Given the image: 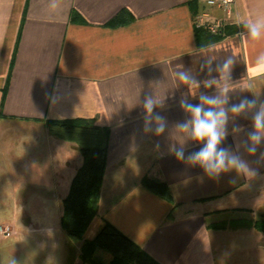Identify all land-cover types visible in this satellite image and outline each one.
Segmentation results:
<instances>
[{
	"label": "crops",
	"instance_id": "1",
	"mask_svg": "<svg viewBox=\"0 0 264 264\" xmlns=\"http://www.w3.org/2000/svg\"><path fill=\"white\" fill-rule=\"evenodd\" d=\"M235 1L240 33L230 26L209 41L193 24L204 0H59L56 9L51 0H0V142L11 137L0 143V202L9 200L4 224L13 228L0 264H88L61 216L91 136L103 147L104 172L84 238L108 224L156 264H264V231L255 226L264 220V142L255 155L242 147L255 109L229 112L222 147L249 160L256 176L212 179L173 151L202 146L177 128L188 118L180 100L220 95L204 82L221 78L225 62L229 104L264 105V39L247 38L246 26L264 17V0ZM149 95L167 121L161 135L142 131ZM76 120L90 122L76 137L45 123Z\"/></svg>",
	"mask_w": 264,
	"mask_h": 264
},
{
	"label": "clouds",
	"instance_id": "2",
	"mask_svg": "<svg viewBox=\"0 0 264 264\" xmlns=\"http://www.w3.org/2000/svg\"><path fill=\"white\" fill-rule=\"evenodd\" d=\"M58 6L59 0H51V8L56 9ZM246 26L249 31L247 38L253 41L264 39V17L249 22ZM258 62H264V55L259 57ZM220 71L222 73L221 78L214 77L204 82L205 87L216 86L219 88L220 95L201 94L199 96L200 103L189 102L187 97L180 100V107L188 113V118L178 123L177 128L186 133L192 141L202 146L187 156H185L183 147L173 151L177 160H186L191 165H198L212 179H218L221 173L234 171L237 176L232 178V182H235L241 176H256L258 169L253 168L250 161L245 159L243 155L233 153L228 148L222 147L228 136L229 112L241 114L255 109L251 130L248 131L247 139L242 143V147L246 149L248 154L255 155L258 146L264 142V105L257 109L256 100L248 98L242 99L239 103L229 104L227 84L230 76L227 62L220 66ZM179 79L184 83L191 82V77L183 72L179 73ZM205 105L209 107H205ZM226 105L227 107H225ZM155 107L156 100L150 95L146 96L143 101L144 112L141 117L144 121L142 131L161 135L167 129V121L165 117L155 112ZM234 131H239V129ZM156 148L159 149L160 145L156 144ZM163 154L161 152V155ZM257 163L264 166V153H261Z\"/></svg>",
	"mask_w": 264,
	"mask_h": 264
},
{
	"label": "trees",
	"instance_id": "3",
	"mask_svg": "<svg viewBox=\"0 0 264 264\" xmlns=\"http://www.w3.org/2000/svg\"><path fill=\"white\" fill-rule=\"evenodd\" d=\"M234 29L235 27H228L229 31H234ZM196 31L206 34L209 41H215L221 37V35H209L201 28H197ZM45 123L51 131H57L62 136L67 137L79 136L80 129L90 128V122L88 121H46ZM93 138L91 136L89 139H85L88 142H82L83 164L74 176L69 193L64 199L61 225L72 241L83 240L80 257L85 263L102 264L93 257L94 249L102 242V245L113 256L112 261L108 264H131L132 262L136 264H156L142 250L127 241L124 236L108 224L100 229L94 239H84V232L98 211L99 189L104 172V165L102 164L103 147L98 140ZM143 183L152 191L164 193L165 189L161 183L148 178H144ZM255 226L264 231V220L255 222Z\"/></svg>",
	"mask_w": 264,
	"mask_h": 264
},
{
	"label": "built area",
	"instance_id": "4",
	"mask_svg": "<svg viewBox=\"0 0 264 264\" xmlns=\"http://www.w3.org/2000/svg\"><path fill=\"white\" fill-rule=\"evenodd\" d=\"M205 8L197 11L193 16V24L211 35H221L230 26L241 30V24L235 13V0H204ZM214 12H217L214 15ZM13 234L10 224H0V238H8Z\"/></svg>",
	"mask_w": 264,
	"mask_h": 264
},
{
	"label": "rangeland",
	"instance_id": "5",
	"mask_svg": "<svg viewBox=\"0 0 264 264\" xmlns=\"http://www.w3.org/2000/svg\"><path fill=\"white\" fill-rule=\"evenodd\" d=\"M10 141H11V137L8 136L4 141L2 140L0 143L10 144ZM27 144H28V142H27ZM3 187H6V186L3 185ZM8 201H6L4 199L2 202H0V224H4L5 221H7L11 217V211H10L11 208L9 206H5V203L8 202ZM52 217H54V216H52ZM53 222H57V221H53ZM89 227H90V223L87 226L86 230ZM86 230H85L84 233H86ZM99 231L94 236H92L90 239H87V240L94 239L97 236V234L99 233ZM84 235H83V237H84ZM84 239H86V238H84ZM9 241H11L10 237H8V238H0V243L9 242ZM74 242H76L79 245V251H81V245H82L83 240L82 241H74ZM60 244H61V246H64L62 241L60 242ZM99 244L97 245V247L93 251L94 259L99 261V262H101L102 264L110 263L112 261V259H113L112 254L110 253V251H108V249H106V247H104V245H102L103 244L102 242L99 243ZM131 264H136V263L132 262Z\"/></svg>",
	"mask_w": 264,
	"mask_h": 264
}]
</instances>
